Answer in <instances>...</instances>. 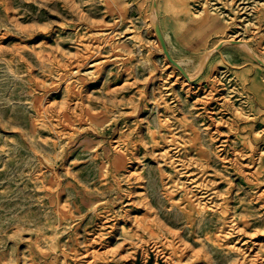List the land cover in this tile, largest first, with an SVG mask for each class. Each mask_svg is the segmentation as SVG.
<instances>
[{
  "label": "rangeland",
  "instance_id": "374dc122",
  "mask_svg": "<svg viewBox=\"0 0 264 264\" xmlns=\"http://www.w3.org/2000/svg\"><path fill=\"white\" fill-rule=\"evenodd\" d=\"M150 259L264 264V0H0V264Z\"/></svg>",
  "mask_w": 264,
  "mask_h": 264
},
{
  "label": "bare ground",
  "instance_id": "6f19581e",
  "mask_svg": "<svg viewBox=\"0 0 264 264\" xmlns=\"http://www.w3.org/2000/svg\"><path fill=\"white\" fill-rule=\"evenodd\" d=\"M188 9L186 3H185V9ZM122 60L121 58H119V55H117L116 59H114V64L118 61ZM177 64L181 65V61L177 62ZM127 68L121 67L120 69H114V85L123 81L126 77V70ZM124 92L122 87H114V89L111 91V98H117L118 96H120L122 93ZM80 144H82L83 138L81 140H79ZM63 157V156H62ZM154 264V263H153Z\"/></svg>",
  "mask_w": 264,
  "mask_h": 264
},
{
  "label": "water",
  "instance_id": "95a60500",
  "mask_svg": "<svg viewBox=\"0 0 264 264\" xmlns=\"http://www.w3.org/2000/svg\"><path fill=\"white\" fill-rule=\"evenodd\" d=\"M153 263H154L153 259H150L147 264H153Z\"/></svg>",
  "mask_w": 264,
  "mask_h": 264
}]
</instances>
